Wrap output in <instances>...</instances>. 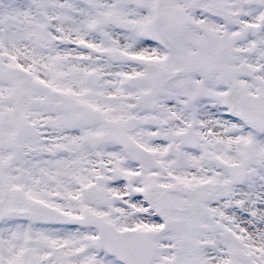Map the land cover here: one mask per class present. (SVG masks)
Instances as JSON below:
<instances>
[{
	"label": "snow or ice",
	"instance_id": "snow-or-ice-1",
	"mask_svg": "<svg viewBox=\"0 0 264 264\" xmlns=\"http://www.w3.org/2000/svg\"><path fill=\"white\" fill-rule=\"evenodd\" d=\"M0 264H264V0H0Z\"/></svg>",
	"mask_w": 264,
	"mask_h": 264
}]
</instances>
